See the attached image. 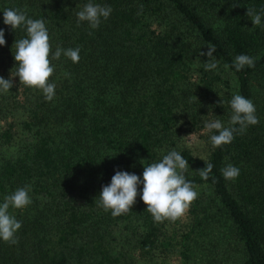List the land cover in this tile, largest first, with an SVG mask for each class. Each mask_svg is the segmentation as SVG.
Returning a JSON list of instances; mask_svg holds the SVG:
<instances>
[{
    "label": "trees",
    "instance_id": "trees-1",
    "mask_svg": "<svg viewBox=\"0 0 264 264\" xmlns=\"http://www.w3.org/2000/svg\"><path fill=\"white\" fill-rule=\"evenodd\" d=\"M88 3L112 9L97 29L77 23ZM6 8L42 19L52 53L80 48L78 63L50 55L52 101L12 76L15 41L27 33L4 24ZM0 28V76L13 82L0 92V204L24 186L32 200L9 208L22 227L17 244L0 240V264H188L221 253L264 264V0H0ZM209 44L218 67L206 71L199 52ZM240 54L255 66L237 71ZM235 94L254 103L259 122L213 148L218 133L204 121L228 127ZM198 137L203 155L186 143ZM173 149L188 160L184 175L198 193L182 218L154 222L139 195L118 217L99 205L117 170L142 179ZM205 161L208 180L199 174ZM228 164L240 169L234 181L222 175Z\"/></svg>",
    "mask_w": 264,
    "mask_h": 264
},
{
    "label": "clouds",
    "instance_id": "clouds-1",
    "mask_svg": "<svg viewBox=\"0 0 264 264\" xmlns=\"http://www.w3.org/2000/svg\"><path fill=\"white\" fill-rule=\"evenodd\" d=\"M111 11L109 5L88 3L83 10L77 13V23L87 21L90 28L97 29L101 24V19L107 20ZM246 15L251 18L253 26L261 25V15L254 9L248 8ZM3 22L5 25L11 26L13 30L24 26L27 33L25 38L15 41L14 59L18 62V67L15 75H11L19 76L20 83L41 90L46 101H52L55 97V84L49 83V79L54 73L50 55L51 59L58 60L63 53L73 63H78L80 48L64 50L57 47L52 53L45 22L42 19L28 18L26 11L6 8L3 11ZM5 44L4 29L0 28V45ZM215 50L216 46L209 44L207 52H199L200 56L208 57L204 64L206 71L215 70L218 67L217 60L212 59ZM245 66L254 67L255 58L246 54L236 56L234 60L236 70H242ZM12 86L11 79L0 76V92L7 93ZM230 107L232 113L228 127H225L219 119L204 121V126L209 133L213 130L218 133L210 136L213 148L230 144L234 140L235 133H242L248 126L259 122L255 114V105L250 99L235 94L230 101ZM237 125L239 127H236ZM188 168V160L173 149L163 155L159 162L145 166L142 179L135 173L117 170L112 176L111 182L102 187V191L99 193V205L105 211L111 210L113 217H118L132 210L139 195L147 205L146 209L152 215L154 222L162 223L165 220L175 222L186 214L191 204L198 198V193L194 190L192 182L185 178L184 174ZM212 169L213 165L206 162V166L199 169L201 178L208 180ZM221 172L226 180L231 181L240 175V169L231 164L222 168ZM141 184L143 185L142 193L138 191ZM30 190V186L20 187L7 195L4 202L0 204V240L10 245L18 243L16 233L22 227V223L10 214L9 208L22 210L29 206L32 203L29 195Z\"/></svg>",
    "mask_w": 264,
    "mask_h": 264
},
{
    "label": "rangeland",
    "instance_id": "rangeland-1",
    "mask_svg": "<svg viewBox=\"0 0 264 264\" xmlns=\"http://www.w3.org/2000/svg\"><path fill=\"white\" fill-rule=\"evenodd\" d=\"M230 83H233L232 86L234 85V76L231 75L230 77ZM222 84L220 86V88H222ZM222 93V90H220V92L218 93L221 94ZM190 147H192V149L200 154V155H203V153L205 152V149H206V145H205V142L204 140L200 139L199 137L194 140V139H190V140H187L186 142ZM225 235V240L229 237L228 233H226V230H224V234ZM222 247H224V245H222ZM231 253H234L231 251ZM236 254V253H234ZM217 255V254H216ZM216 255H213L212 257L216 256ZM238 254L236 255H229V254H220L219 256L216 257V259H213V260H205L204 257L198 259L197 261H191L189 262L188 264H239L240 263V260L241 258H238L239 255L237 256ZM170 264H184L182 263L181 261H176L174 259H171L170 261ZM187 264V263H186Z\"/></svg>",
    "mask_w": 264,
    "mask_h": 264
}]
</instances>
